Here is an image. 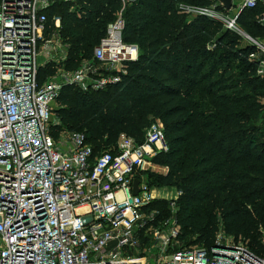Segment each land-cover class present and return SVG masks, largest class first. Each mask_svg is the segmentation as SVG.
<instances>
[{
    "label": "trees",
    "instance_id": "16d2710c",
    "mask_svg": "<svg viewBox=\"0 0 264 264\" xmlns=\"http://www.w3.org/2000/svg\"><path fill=\"white\" fill-rule=\"evenodd\" d=\"M241 0L224 10L216 0H53L46 8L45 36L57 35L65 48L59 62L38 69V81L58 69L77 70L94 60V49L119 16L122 40L137 57L114 72L119 81L82 90L64 84L53 110L50 133L80 132L92 148L91 160L114 152L121 134L144 141L159 120L167 151L152 158L166 168L150 173L151 187H172L171 200L154 199L156 221L173 217L174 250L212 248L221 230L252 252L264 245V74L261 54L221 20L183 12L215 8L234 15ZM234 11V13H233ZM264 6L244 7L240 30L264 41ZM59 20L56 27L55 21ZM103 73H109L106 70Z\"/></svg>",
    "mask_w": 264,
    "mask_h": 264
},
{
    "label": "built area",
    "instance_id": "2783aa9c",
    "mask_svg": "<svg viewBox=\"0 0 264 264\" xmlns=\"http://www.w3.org/2000/svg\"><path fill=\"white\" fill-rule=\"evenodd\" d=\"M51 1L0 0V264H264V250L254 253L221 230L210 249L174 250L173 217L154 224L158 212L146 209L154 196L143 173L168 149L159 120L146 128L142 143L121 134L114 152L93 161L83 133L53 138V110L63 85L88 90L119 81L112 72L136 59L137 47L123 42L119 16L94 49L98 66L84 61L75 71L58 69L39 82L40 66L65 57L59 37L45 36L44 10ZM258 4L264 0H241L234 15L180 8L221 20L254 44L263 75L264 41L245 35L236 22L240 9ZM136 178L139 192L133 195ZM151 244L160 254L148 261L141 253Z\"/></svg>",
    "mask_w": 264,
    "mask_h": 264
},
{
    "label": "rangeland",
    "instance_id": "374dc122",
    "mask_svg": "<svg viewBox=\"0 0 264 264\" xmlns=\"http://www.w3.org/2000/svg\"><path fill=\"white\" fill-rule=\"evenodd\" d=\"M238 1V0H235ZM42 61V58L39 59V62ZM54 79H58V75L54 76ZM164 174L166 173V168L162 166H158L156 164L148 165L143 173L144 178L148 176V174ZM152 195L154 196V199H164V200H176L179 196L178 191L175 188L172 187H151ZM142 253L148 261H152L155 257H157L160 254L159 248L148 245L146 248H142Z\"/></svg>",
    "mask_w": 264,
    "mask_h": 264
},
{
    "label": "water",
    "instance_id": "95a60500",
    "mask_svg": "<svg viewBox=\"0 0 264 264\" xmlns=\"http://www.w3.org/2000/svg\"><path fill=\"white\" fill-rule=\"evenodd\" d=\"M220 7L224 10H231L235 4L234 0H216ZM139 179L136 178L133 180L132 194L137 195L139 192Z\"/></svg>",
    "mask_w": 264,
    "mask_h": 264
},
{
    "label": "crops",
    "instance_id": "0c3cea01",
    "mask_svg": "<svg viewBox=\"0 0 264 264\" xmlns=\"http://www.w3.org/2000/svg\"><path fill=\"white\" fill-rule=\"evenodd\" d=\"M233 13H234V11H233Z\"/></svg>",
    "mask_w": 264,
    "mask_h": 264
},
{
    "label": "bare ground",
    "instance_id": "6f19581e",
    "mask_svg": "<svg viewBox=\"0 0 264 264\" xmlns=\"http://www.w3.org/2000/svg\"><path fill=\"white\" fill-rule=\"evenodd\" d=\"M81 210V209H80Z\"/></svg>",
    "mask_w": 264,
    "mask_h": 264
}]
</instances>
